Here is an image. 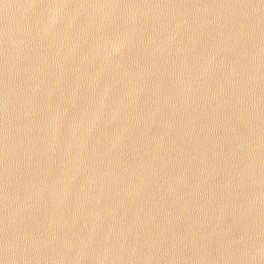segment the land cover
Here are the masks:
<instances>
[{
  "label": "water",
  "instance_id": "1",
  "mask_svg": "<svg viewBox=\"0 0 264 264\" xmlns=\"http://www.w3.org/2000/svg\"><path fill=\"white\" fill-rule=\"evenodd\" d=\"M0 264H264V0H0Z\"/></svg>",
  "mask_w": 264,
  "mask_h": 264
}]
</instances>
